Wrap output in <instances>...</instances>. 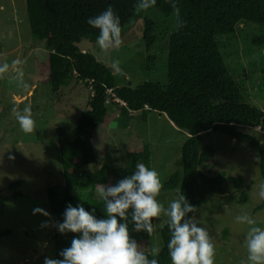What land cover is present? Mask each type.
<instances>
[{
	"label": "rangeland",
	"instance_id": "1",
	"mask_svg": "<svg viewBox=\"0 0 264 264\" xmlns=\"http://www.w3.org/2000/svg\"><path fill=\"white\" fill-rule=\"evenodd\" d=\"M173 14L166 15L157 8L137 11L122 30L119 49L101 50L96 42L82 40L83 51L112 68L121 84L136 87L146 81L167 86L168 46ZM153 21L151 34L154 43L146 48V21ZM260 25L245 22L238 25L232 35L217 38L222 55L235 81L240 85L245 101L264 110V45L255 44V36L263 33ZM151 58H150V57ZM43 44L34 41L31 33L26 0H0V64L21 60L24 88L13 82L15 70L0 75V189L7 199H0V264H43L46 256L54 258L53 228H41L43 215H33L35 208L50 213L47 187L62 181V168L56 130L63 127L71 138L75 137L77 121L88 110L92 88L72 77L58 92L42 76L40 65L46 60ZM119 62V71L113 63ZM121 103V102H120ZM110 123L106 143L118 158L117 166L122 172L130 161L129 155L139 152L147 145L151 150V169L159 174L162 185L170 176L183 168L182 147L188 134L178 129L164 114L156 110L134 112L127 126L120 123L117 101L108 105ZM31 109L34 128L31 133L21 130L16 111ZM15 109V111H14ZM264 143V133L258 127L245 128ZM216 150L214 159L202 171L212 176L225 173L229 178L224 185L225 193H211L207 202L196 210L199 226L207 229L214 244V264H242L247 260L244 244L249 230L247 224L236 217L247 214L264 227V208L256 210L264 198L258 151L246 143L227 135L208 132L203 136V147ZM105 155L98 154L96 167H101ZM243 179V189H238L233 178ZM23 179L17 190L19 198H13L15 190L10 184ZM178 190L162 189L157 200L165 208L176 197ZM246 201L241 202V194ZM95 198H101L97 192ZM51 214V213H50ZM167 216L155 218V248L162 245L161 230ZM140 250L151 251L149 241L137 240ZM47 244V247L44 245Z\"/></svg>",
	"mask_w": 264,
	"mask_h": 264
},
{
	"label": "trees",
	"instance_id": "2",
	"mask_svg": "<svg viewBox=\"0 0 264 264\" xmlns=\"http://www.w3.org/2000/svg\"><path fill=\"white\" fill-rule=\"evenodd\" d=\"M109 5L119 15L122 30L137 13L136 0H26L32 37L47 51L40 68L52 91L58 92L72 77L92 88L89 108L77 121L75 137L71 138L63 127L56 130L62 181L47 187L51 218L62 221L69 203L73 206L83 203L86 209L95 207L97 216L105 218L104 202L93 193L102 185H114L131 175L138 163L151 169V150L145 145L142 151L131 153L123 171L119 170L118 158L106 143L111 119L106 102L114 98L109 90L115 98L125 102H117L118 119L124 126L134 112L156 110L164 113L178 129L186 131L183 168L170 176L163 189L181 190L196 210L207 202L208 194H224V185L229 180L225 173L212 176L202 171L216 155L214 147H203L205 133L224 134L256 149L264 180V143L245 131V128L258 127L264 133V110L245 101L217 40L219 36L234 34L237 26L245 22L256 23L264 30V0H177L184 27L174 30L169 38L167 86L150 81L136 87L121 84L111 67L80 48L82 40L96 42L99 34L87 24V19L100 14ZM152 8L166 15L173 14L168 0H156ZM152 29L153 21L147 20L144 33L147 51L154 43ZM253 41L264 45V31ZM99 153L105 158L102 166L96 167ZM233 183L238 189L244 187L241 177L233 178ZM23 184V179L10 184L15 190L13 198L22 196L17 189ZM0 199H7L1 189ZM240 201H246L244 192ZM263 208L264 201L256 210ZM73 235H61L53 228L54 259L61 258L59 252L70 246ZM130 235L151 243V251L141 250L148 259L155 258L158 264H171L167 223L161 230L162 245L155 257L154 232L149 236L130 231Z\"/></svg>",
	"mask_w": 264,
	"mask_h": 264
},
{
	"label": "clouds",
	"instance_id": "3",
	"mask_svg": "<svg viewBox=\"0 0 264 264\" xmlns=\"http://www.w3.org/2000/svg\"><path fill=\"white\" fill-rule=\"evenodd\" d=\"M168 3L173 10L172 27L179 30L184 27V21L177 0H168ZM155 5L156 0H136L135 7L137 11H145ZM87 24L99 31L96 43L101 50H116L122 45L120 17L111 5L88 18ZM21 63L17 59L12 61L11 66L0 64V75L8 73L11 67L15 70L13 82L27 88L24 73L17 67ZM118 65V61L113 63L116 71H119ZM16 119L23 132L33 131L30 108L16 111ZM162 186L157 171L138 163L131 175L114 185L98 188L105 205V218L97 216L95 207L86 209L83 203L76 206L69 203L62 221H54L49 212L35 208L33 215L48 218L41 223V228H54L61 235L75 234L70 246L59 252L60 259L46 256L43 264H158L157 259H148L140 250L139 242L130 235V231L150 236L154 232V218L162 214L168 218L170 239L167 248L171 264H214V244L207 229L199 226L196 215H193L196 207L178 190L176 197L165 208L157 200ZM260 196L264 198V189ZM236 221L249 226L244 240L247 260L242 264H264V227L257 226L256 220L247 214L237 216ZM158 255L159 249L154 248L153 257Z\"/></svg>",
	"mask_w": 264,
	"mask_h": 264
},
{
	"label": "built area",
	"instance_id": "4",
	"mask_svg": "<svg viewBox=\"0 0 264 264\" xmlns=\"http://www.w3.org/2000/svg\"><path fill=\"white\" fill-rule=\"evenodd\" d=\"M109 94H111L112 97H114V98H112V99L109 98V99L107 100V102H106L107 105H108L112 100L117 101V102H121V104H125V102H123L122 100H120V99H118V98H115L114 94L112 93V90H109Z\"/></svg>",
	"mask_w": 264,
	"mask_h": 264
}]
</instances>
